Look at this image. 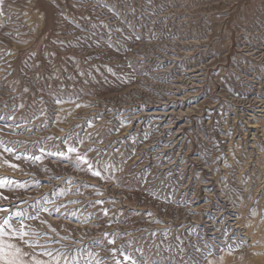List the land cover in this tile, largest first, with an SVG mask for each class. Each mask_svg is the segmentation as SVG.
I'll list each match as a JSON object with an SVG mask.
<instances>
[{
	"label": "rangeland",
	"instance_id": "rangeland-1",
	"mask_svg": "<svg viewBox=\"0 0 264 264\" xmlns=\"http://www.w3.org/2000/svg\"><path fill=\"white\" fill-rule=\"evenodd\" d=\"M0 13L2 239L51 264H264V0Z\"/></svg>",
	"mask_w": 264,
	"mask_h": 264
},
{
	"label": "snow or ice",
	"instance_id": "snow-or-ice-1",
	"mask_svg": "<svg viewBox=\"0 0 264 264\" xmlns=\"http://www.w3.org/2000/svg\"><path fill=\"white\" fill-rule=\"evenodd\" d=\"M2 3H3V0H0V4ZM76 151L77 150L73 147L68 148V153H74ZM60 155L67 158L65 153H60ZM36 159H39V157H37ZM77 160L79 161V163H77L76 165L77 167H80L81 164H88V161L82 156H77ZM89 169H91V165H89ZM92 175L100 177L101 173L99 171H92ZM5 183L6 181L0 180V186H3ZM5 228L11 231V234L13 237L17 236V231L12 229V226L7 219L4 220L2 223H0V264H25V261L21 258V249L19 247H16L10 243L4 244L2 242V238L5 235H8V233L5 231ZM26 235H28V233L20 231L18 233V238L23 240V237ZM40 247H43V246H40ZM42 255L52 256V253H42ZM128 259H129L128 257H125V260H128ZM33 264H43V262L39 260H34ZM52 264H60L59 259L58 258L53 259ZM133 264H135V262H133Z\"/></svg>",
	"mask_w": 264,
	"mask_h": 264
},
{
	"label": "bare ground",
	"instance_id": "bare-ground-1",
	"mask_svg": "<svg viewBox=\"0 0 264 264\" xmlns=\"http://www.w3.org/2000/svg\"><path fill=\"white\" fill-rule=\"evenodd\" d=\"M257 98V97H256ZM168 155V154H167ZM1 157V156H0ZM2 159V158H1ZM180 173V172H179ZM208 190V189H207ZM2 196V195H1ZM14 197H16L15 195H14ZM4 198V197H3ZM12 199V198H11ZM14 201H15V199H13ZM7 202H10V201H7ZM11 202H13V201H11ZM28 202V201H27ZM4 203V202H3ZM12 204V203H11ZM6 205V204H5ZM1 208V207H0ZM245 208V207H244ZM8 209V208H7ZM1 211H3V212H5L6 211V214L8 213V211L6 210V209H4V210H1ZM11 211V210H10ZM1 213V212H0ZM4 217V216H3ZM6 218V217H5ZM7 219V218H6ZM5 220V219H4ZM239 221V220H238ZM241 221V220H240ZM8 231V230H7ZM214 234V233H213ZM2 242L4 243V244H13L14 246H16V247H19V245L17 244V242H15V241H13V240H11V241H7L6 239H2ZM20 248V247H19ZM28 254V256L26 257V255ZM21 258L25 261V264L27 263V264H33V261L34 260H39V261H42L43 262V264H51L46 258H38V259H36L35 258V256H33L31 253H29V250H22L21 249ZM226 258V254L223 256V258H222V262H221V264H225L224 263V261L226 260L225 259Z\"/></svg>",
	"mask_w": 264,
	"mask_h": 264
}]
</instances>
